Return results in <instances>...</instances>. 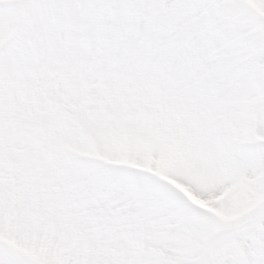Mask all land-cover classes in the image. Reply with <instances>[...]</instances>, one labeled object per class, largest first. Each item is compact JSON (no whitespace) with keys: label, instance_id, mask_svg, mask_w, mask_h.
Instances as JSON below:
<instances>
[{"label":"snow or ice","instance_id":"6c2138e0","mask_svg":"<svg viewBox=\"0 0 264 264\" xmlns=\"http://www.w3.org/2000/svg\"><path fill=\"white\" fill-rule=\"evenodd\" d=\"M0 264H264V0H0Z\"/></svg>","mask_w":264,"mask_h":264}]
</instances>
